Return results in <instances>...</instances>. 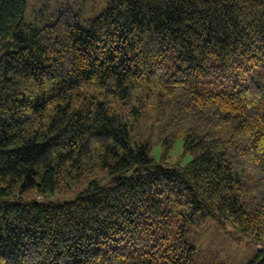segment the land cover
I'll use <instances>...</instances> for the list:
<instances>
[{
  "label": "trees",
  "instance_id": "16d2710c",
  "mask_svg": "<svg viewBox=\"0 0 264 264\" xmlns=\"http://www.w3.org/2000/svg\"><path fill=\"white\" fill-rule=\"evenodd\" d=\"M26 11L0 0V264H192L197 215L264 241V0Z\"/></svg>",
  "mask_w": 264,
  "mask_h": 264
},
{
  "label": "rangeland",
  "instance_id": "374dc122",
  "mask_svg": "<svg viewBox=\"0 0 264 264\" xmlns=\"http://www.w3.org/2000/svg\"><path fill=\"white\" fill-rule=\"evenodd\" d=\"M109 3L110 0H27L26 21L42 27L53 23L62 11L71 9L78 14L83 25L89 26L91 20L100 15ZM2 52L0 51V56ZM143 123L145 125L146 122ZM140 127L144 134L142 138L151 134L147 128ZM153 135H156V131ZM154 144L152 154L156 160L161 161L163 148L160 143ZM181 157L183 162H186L192 158V154H184L183 139L179 137L166 157V163L175 164ZM81 187L83 184L77 185L76 190L62 188L53 198H71ZM25 197L43 199V195L36 192H31ZM228 226L232 230L233 227ZM186 229L188 241L196 248L192 264H248L259 250L264 248V241L257 242L249 237L238 238L235 234L233 236L221 229L209 216L197 215L194 221L187 224Z\"/></svg>",
  "mask_w": 264,
  "mask_h": 264
}]
</instances>
